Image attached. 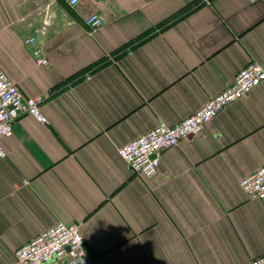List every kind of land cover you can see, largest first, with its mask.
Instances as JSON below:
<instances>
[{
	"label": "crops",
	"instance_id": "1",
	"mask_svg": "<svg viewBox=\"0 0 264 264\" xmlns=\"http://www.w3.org/2000/svg\"><path fill=\"white\" fill-rule=\"evenodd\" d=\"M0 0V70L42 112L13 122L0 158V264L57 221L79 223L91 264H250L264 198V80L161 156L153 178L118 152L264 65V0ZM104 23L93 31L88 15ZM43 32L41 63L26 45ZM54 264V263H46Z\"/></svg>",
	"mask_w": 264,
	"mask_h": 264
},
{
	"label": "built area",
	"instance_id": "2",
	"mask_svg": "<svg viewBox=\"0 0 264 264\" xmlns=\"http://www.w3.org/2000/svg\"><path fill=\"white\" fill-rule=\"evenodd\" d=\"M56 1L58 0L50 2ZM65 1L72 6L81 2ZM86 22L95 31L103 25L104 20L99 13H93L87 16ZM35 40L34 35H28L23 43L31 46ZM32 53L41 63L47 62V59L42 57L40 48H33ZM263 80L264 65L255 60L251 61L238 71L231 85L208 99L202 107L173 124L159 121L146 133L120 146L119 154L132 171L153 178L158 173L161 156L166 149L178 144L182 137L202 131L215 114L250 92L253 86ZM43 101L42 95L24 96L18 84L5 71L0 70V158L7 155L1 139L12 135L13 122L17 118L29 114L42 123L49 122L42 112ZM240 184L250 197L264 198V165L244 177ZM80 226L79 223L57 221L19 246L15 251L16 261L23 264H91ZM250 264H264V253L252 258Z\"/></svg>",
	"mask_w": 264,
	"mask_h": 264
},
{
	"label": "water",
	"instance_id": "3",
	"mask_svg": "<svg viewBox=\"0 0 264 264\" xmlns=\"http://www.w3.org/2000/svg\"><path fill=\"white\" fill-rule=\"evenodd\" d=\"M43 39V32H38L35 42L31 45L32 48H37Z\"/></svg>",
	"mask_w": 264,
	"mask_h": 264
}]
</instances>
